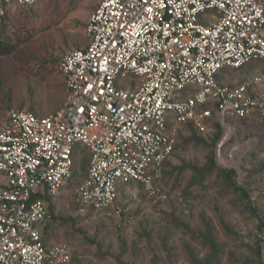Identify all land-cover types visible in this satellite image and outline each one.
I'll use <instances>...</instances> for the list:
<instances>
[{
	"label": "built area",
	"instance_id": "built-area-1",
	"mask_svg": "<svg viewBox=\"0 0 264 264\" xmlns=\"http://www.w3.org/2000/svg\"><path fill=\"white\" fill-rule=\"evenodd\" d=\"M36 1L0 0V15L5 5ZM86 34L84 47L59 60L62 106L42 116L11 109L0 128V264H72L71 246L52 243L45 227L48 196L73 178L78 143L91 158L76 214L100 209L122 218L117 185L135 181L162 195L164 162L187 125L206 133L218 122L220 148L228 120L264 122V70L215 80L224 67L264 60V0H100ZM119 75L137 84L118 87Z\"/></svg>",
	"mask_w": 264,
	"mask_h": 264
},
{
	"label": "rangeland",
	"instance_id": "rangeland-1",
	"mask_svg": "<svg viewBox=\"0 0 264 264\" xmlns=\"http://www.w3.org/2000/svg\"><path fill=\"white\" fill-rule=\"evenodd\" d=\"M99 2L37 0L29 7L4 6L7 13L0 15V35L4 29L19 43L12 53L0 56V128L11 109L42 116L62 106L66 87L59 60L87 44L86 26ZM261 70L264 60H252L240 68L224 67L215 80L220 84L242 81ZM129 82L136 85L137 78L119 75L116 79L118 87H128ZM189 92L185 88L175 95L180 98ZM228 121L230 132L220 148L222 130L210 145L214 126L206 133L182 130L162 170V195L150 196L135 181L119 183L122 218L100 209L76 214L82 171L78 163L91 158L90 149L78 143L73 178L58 196L47 195L53 210L49 240L69 244L73 264H193L192 256L204 260L211 254L199 235L209 227L221 250L214 264H264V122L257 117ZM212 152L218 168L233 169L234 186H228L216 171L207 172L203 187L191 184L192 167H204Z\"/></svg>",
	"mask_w": 264,
	"mask_h": 264
},
{
	"label": "trees",
	"instance_id": "trees-1",
	"mask_svg": "<svg viewBox=\"0 0 264 264\" xmlns=\"http://www.w3.org/2000/svg\"><path fill=\"white\" fill-rule=\"evenodd\" d=\"M6 13H7V10L5 9V13L2 14L1 16L3 17ZM3 22H6V20L4 19ZM3 31H4V29L1 31V35H0V56L9 55L10 53H12L19 43V41L16 42V40L10 38V36L8 34H5ZM243 119H247V118H243ZM213 126L215 127L216 133H215V136L212 140V143H210V145L212 147L216 143L217 139L219 138L221 130H222L220 125L216 121H214ZM187 127L190 130L192 129L194 131V128L190 124L187 125ZM177 145L175 147V150L177 148ZM168 160H166L164 162V166L166 165ZM89 162H90L89 158H85V159L81 158L80 162L78 163L79 164L78 166H80V168L82 170L79 174L81 181L85 178V176L87 174ZM192 169L194 171V175L192 177L191 184L202 185V187H203L205 185L204 181H205V177H206L207 172L208 171L209 172L210 171H216L218 173V175H220L225 180V182L228 186H234L235 185V183L232 179L233 178L232 174L234 172L233 169H231V168H229V169L218 168L216 166V161L214 158V152L211 153L210 158L208 159V162L204 167L193 166ZM81 181H80V183H81ZM237 189L242 195H244L246 197L248 196L244 189H242V188H237ZM51 206H50V211H51V215L53 216V210L51 209ZM51 223H52V220H51ZM50 227L51 226L49 224L45 227V231L47 233L51 232ZM225 227H226L227 231H229V233H232V230L228 226H225ZM209 233H211V232H210V229L208 227L205 232H202L199 235L202 239V242L203 243L206 242L210 246L211 254L207 257V259H204V260H198L196 258H193V256H192L193 264H214V263H217L218 258H219V251H221L219 249L220 245L218 246L216 244L214 239H212L210 237ZM235 239H237V238H235ZM72 264H73V261H72Z\"/></svg>",
	"mask_w": 264,
	"mask_h": 264
},
{
	"label": "crops",
	"instance_id": "crops-1",
	"mask_svg": "<svg viewBox=\"0 0 264 264\" xmlns=\"http://www.w3.org/2000/svg\"><path fill=\"white\" fill-rule=\"evenodd\" d=\"M65 93H66V90H65ZM66 96V95H65Z\"/></svg>",
	"mask_w": 264,
	"mask_h": 264
}]
</instances>
